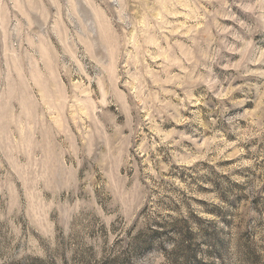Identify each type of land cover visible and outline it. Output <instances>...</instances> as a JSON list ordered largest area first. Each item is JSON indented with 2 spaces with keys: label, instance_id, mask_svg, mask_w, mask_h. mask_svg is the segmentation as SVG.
Instances as JSON below:
<instances>
[{
  "label": "rangeland",
  "instance_id": "obj_1",
  "mask_svg": "<svg viewBox=\"0 0 264 264\" xmlns=\"http://www.w3.org/2000/svg\"><path fill=\"white\" fill-rule=\"evenodd\" d=\"M0 264H264V0H0Z\"/></svg>",
  "mask_w": 264,
  "mask_h": 264
}]
</instances>
